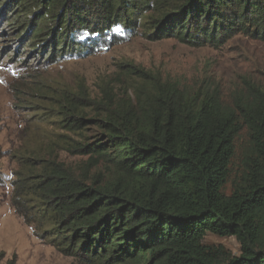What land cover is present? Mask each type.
Segmentation results:
<instances>
[{
    "label": "trees",
    "instance_id": "obj_1",
    "mask_svg": "<svg viewBox=\"0 0 264 264\" xmlns=\"http://www.w3.org/2000/svg\"><path fill=\"white\" fill-rule=\"evenodd\" d=\"M0 27L12 47L0 44V63H54L136 34L192 47L264 41V0H0ZM122 69L118 90L111 78L94 92L79 75L14 88L17 107L52 129L37 122L42 143L12 153L15 212L78 264H264V85L243 80L225 96L210 80ZM59 152L88 158L74 167ZM207 234L233 236L240 254Z\"/></svg>",
    "mask_w": 264,
    "mask_h": 264
},
{
    "label": "rangeland",
    "instance_id": "obj_2",
    "mask_svg": "<svg viewBox=\"0 0 264 264\" xmlns=\"http://www.w3.org/2000/svg\"><path fill=\"white\" fill-rule=\"evenodd\" d=\"M5 45L6 50L12 48ZM6 61L4 59L0 63V264H78L74 258L63 255L40 239L32 226L27 225L23 217L15 212L11 203V180L18 169L12 153L41 144L43 140L40 135L43 129L37 125V119L31 117L26 108L28 104L22 103L17 107L14 88L34 80L51 84L71 82L79 75L85 77L88 87L94 92L101 79L111 78L118 90L119 86L125 88L128 84L124 69L122 77L118 75L120 64L139 66L160 77L188 84L210 80L222 88L225 96L243 86V80L264 85V41L243 35H236L220 46L207 44L192 47L175 38L152 42L136 34L91 56L67 55L59 57L54 63H41L40 59L31 58L26 65L19 61L12 64ZM38 123L45 128V132L52 130L47 124ZM242 153V147H239L238 155L242 156ZM59 158L76 167L86 163L88 157L59 152ZM239 165L240 160L235 159L230 182L225 186L227 194L231 191V181ZM94 169L103 170V166L98 165ZM203 242L220 244L235 256L240 254V245L233 236L207 234Z\"/></svg>",
    "mask_w": 264,
    "mask_h": 264
}]
</instances>
